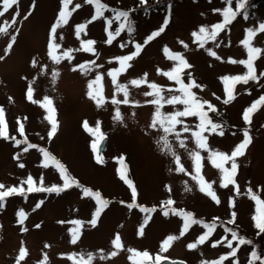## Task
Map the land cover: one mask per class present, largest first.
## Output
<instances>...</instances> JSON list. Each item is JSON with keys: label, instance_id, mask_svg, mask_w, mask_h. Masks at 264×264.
I'll use <instances>...</instances> for the list:
<instances>
[{"label": "rangeland", "instance_id": "obj_1", "mask_svg": "<svg viewBox=\"0 0 264 264\" xmlns=\"http://www.w3.org/2000/svg\"><path fill=\"white\" fill-rule=\"evenodd\" d=\"M104 1L112 7L132 12L133 32H122L111 44L107 43L108 32H115L119 22L113 19V11H106L104 17L88 23L94 14L93 5L85 3V0H71L67 5L71 13L68 23L58 28L56 33L60 49L54 50L55 55L62 56L63 51L71 49V58H62L59 64L48 57L47 42L50 26L62 7L61 0H18L17 5L0 17V26L7 27L6 33H0V56L4 57L0 60V108L4 111L9 137H0V183L5 185L4 190L13 186L25 190L24 195L6 198L4 207L0 208V264H16L21 247L25 248L26 255L20 264H80V257L86 259L89 253L93 256L90 264H150L136 255L144 251L151 257L159 254L168 259L185 260L188 264H202L216 261L230 252L225 243L212 246L214 241L224 237L231 239V233L225 232V228L235 230L238 236L246 237L250 243L240 245L236 255L223 264H233V261L249 264L250 260L252 264H261L249 256L252 250L264 259V233L255 228L252 219L256 215L255 202L247 195H237L232 185L220 186L221 173L207 159L209 153L204 150H201L200 175L212 185L220 203L199 190L197 181L192 179L193 162L189 151L195 148V144L190 132H181L186 147H180L174 136L168 137L172 151L185 169L177 172L172 154L162 150V131L150 127L154 106L147 103L152 97L144 93L152 91L148 85L155 83L164 89L165 97L179 94L167 91L178 88V85L163 75L174 67L164 48L166 46L170 53L183 55L191 67L183 70L182 79L188 83V74H191L200 85L192 91L215 106L216 113L209 115L223 127V135L205 133L209 148L230 155L235 145L243 140V130L247 129L251 143L244 155L236 159L235 180L241 193L251 188L264 200V105L252 115L250 124L243 120L244 109L264 94V76H260L264 72V53L254 62L259 81L236 84L235 98L228 104L223 103L227 96L222 79L246 72L244 65L232 63L229 58L233 61L247 59L241 41L245 38L246 28H255L264 22V0L247 1L245 8L237 12L216 41L208 42L204 48L194 42L192 33L198 31L199 26H211L222 21L221 13L213 10L225 8L224 0H174L170 13L167 11L169 16L162 4L152 10L142 5V9L135 12L133 9L141 4L140 0ZM150 1L146 4L149 5ZM76 4L81 7L75 8ZM236 4L237 0H232L234 11ZM17 10L19 16L12 24ZM25 15L27 19H24ZM166 17L169 23L165 30L144 45L146 36L163 26ZM106 20L111 23L106 24ZM4 21L11 26L4 25ZM80 23H85L86 28L77 37L74 26ZM13 35L16 36L15 42L11 40ZM88 39L94 41L93 52L82 50V41ZM9 43H12V48L6 52ZM136 43L142 46L140 53L129 62L130 67L117 73V83L126 86L129 103L125 104L124 93L115 91L108 72L119 68L116 58L133 52ZM122 44L125 47H121ZM253 44L264 49V32L254 38ZM206 49L216 52L220 59L209 55ZM33 60L37 62L35 65ZM92 62L96 67L90 72L82 73L77 67L81 63ZM74 67H77L76 71H73ZM53 72L58 74L53 77ZM97 73L101 75V82L94 86V91L98 88L104 98L100 107L87 96V84L95 79ZM132 79H141L144 83L133 86L129 83ZM30 86L33 89L32 100L27 98ZM44 96L52 100V114L57 121V130L51 138L47 135L51 124L46 119L48 111L44 107ZM113 97L118 101L115 105L111 102ZM117 108L120 120L113 118ZM175 108L182 106L176 105ZM174 110L173 105L164 104L162 107L163 113ZM181 119L195 130L196 117ZM85 121L89 128L95 130L99 127L100 131L85 130ZM21 124L24 126L23 135L19 132ZM181 127L177 126V130L180 131ZM13 137L23 143L15 144ZM100 137L106 139L105 145L100 151L94 150L92 144ZM29 144L36 147L28 148ZM25 148L28 150L24 151ZM40 149L60 161L76 184L59 193H28L27 183L21 182L26 181L29 175L33 178L34 187L41 184L44 187H62L64 183L51 161H48L47 168L43 167L45 157ZM20 164L24 167H19ZM230 166V163L224 165L226 168ZM121 170L126 171L128 179L133 182L137 193L135 199L132 190L120 178ZM186 186L191 190L186 191ZM85 188L100 192L102 198L109 202L97 217L95 226L90 223L96 207L95 199L84 195ZM167 199L174 201L170 208L177 212H190L193 219L217 225L204 244L195 249L187 247L206 229L201 224H192L180 236L184 223L182 216L171 212L165 216L161 211L162 202ZM38 203L41 204L39 208L36 207ZM128 204L134 206L129 208ZM142 208L156 210L145 213ZM19 211L24 213L22 218L17 216ZM232 212L236 213V218L230 224ZM145 217L148 218L147 224H143ZM75 221L81 223L77 225ZM77 228V240L72 243L71 233ZM117 235L120 237L119 249L112 244ZM168 235L178 239L164 246L163 241ZM162 247H165L163 252L160 251ZM129 249L134 251L129 252ZM113 251L117 253L115 256L110 255Z\"/></svg>", "mask_w": 264, "mask_h": 264}, {"label": "snow or ice", "instance_id": "obj_2", "mask_svg": "<svg viewBox=\"0 0 264 264\" xmlns=\"http://www.w3.org/2000/svg\"><path fill=\"white\" fill-rule=\"evenodd\" d=\"M225 4L227 5L225 8L221 9H214V12H220L222 15V21L217 22L211 26H199L198 31H194L192 33V36L194 38V42L199 44L200 48H204L205 45L208 42H214L216 41L218 35L223 31L227 25L232 23V21L235 19L237 12H239L241 9L245 8L246 0H237V7L234 11L231 7L232 0H224ZM71 3V0H61L62 7L57 15V18L54 23L50 26L49 31V39L47 42V55L50 57V59L56 63L59 64L61 62L62 58H71L70 53L71 49L67 51L62 52L61 55H55L54 50L60 49V44L56 42V33L57 29L62 27L63 25L68 23V18L71 15L69 12L67 5ZM85 3L93 5L94 7V14L91 17V20L88 21L90 23L91 21H95L101 17H104V14L106 11H114L113 19L116 21H121L118 24V27L115 29V32H108V40L107 43L111 44L113 39L116 36H119L122 31H127L128 33L133 32V25L129 18V12L124 10H112L110 9L106 4L102 3L101 0H85ZM140 3L146 4V0H140ZM18 4V0H0V7H2V10H0V17H3L5 13H7L10 9H12L15 5ZM80 4H76L75 8H80ZM148 9L145 8V11ZM30 15V13L28 14ZM19 16V11L17 10L12 17V24L16 23L17 17ZM28 16L25 15L24 19H27ZM247 18V16H245ZM111 21L106 20V24H110ZM169 23V19L166 17L163 23V26H161L158 30H153L150 34H148L144 40V45H147L149 42H151L154 38L158 37L164 30L167 24ZM4 25H9L8 21H4ZM75 27V34L77 37H79L81 32L85 31L86 24L80 23L74 26ZM7 27L0 26V33H6ZM19 32V29H17V33ZM264 32V22H260L257 27L255 28H246L245 29V38L241 41V45L244 47L247 53V59L239 60V61H233L231 58H229L230 62L232 63H239L246 67V72L243 75H234V76H224L222 79L225 83V93L227 98L224 99L223 103L228 104L231 100H233L234 97V89L235 85L240 84H248L249 81H259L260 76H264V72L260 73V76L256 74V69L254 67V62L261 56L262 53H264V49H261L259 47L254 46L253 40L254 38L259 34ZM62 38V37H61ZM12 42H15L16 36L13 35L11 37ZM181 43H183L181 41ZM93 45L94 41L91 39L82 41V50L85 52H93ZM121 47H125L124 44L121 45ZM141 44L136 43L134 45V51L131 52L128 55H123L120 57H117L116 59L119 61V68L112 69L108 72V75L111 77L113 84L115 85V91L116 92H122L124 93V100L123 103L128 104L129 99L126 92V86L123 84L117 83V73L123 72L131 65L129 64L130 61L136 57L140 51H141ZM187 47V45H185ZM219 47V45H217ZM12 48V43H9L7 46V50ZM80 49H78L79 51ZM208 51V54L216 57L217 59H220V57L217 56L216 52L206 49ZM164 52L167 54L168 59L174 62V67L167 72H164L163 75H165L169 80L175 81V83L178 85V88L172 89L169 88L167 91L169 93L177 92L179 94H172L170 96L165 97L163 94L164 89H162L160 86H158L155 83L149 84V88L152 90L150 92H145V96H151L152 99L147 101V103L154 106V114L152 117V122L150 127L153 129L159 128L163 135L160 136V141H163L162 150L166 151L167 153H171L173 158L175 159L176 168L175 170L177 172H184L185 169L180 166V159L176 154L172 151V146L169 143L168 137L169 135H172L175 137L176 141L178 142L180 147H186L185 139H181V132L183 133H191V138L193 143L195 144V148L191 151H189V157L191 158L193 162V172L192 179L197 181L199 190L203 193H206L207 196H209L213 201H215L217 204L220 203V200L218 199L215 191L212 188L211 184H208L205 182L203 177L200 175L201 173V160L203 159L201 156V150L207 151L209 153L207 159L217 168L219 169L222 179L220 181L221 187H228L229 185H232L234 187V190L237 195H247L251 200H253L257 206L256 208V215L252 217V219L255 221V228L259 230L260 233H264V200H261L259 195L252 191L251 188H248L246 192L241 193L240 186L237 184L235 177L238 169V165L236 162L237 157H240L244 155L245 150L247 146L251 143V137L249 135V132L247 129L243 130V140L235 145L234 149L231 151L230 155L225 154L223 152L213 151L208 146V137L205 135V133H219L220 135H223V127L220 123L214 122V120L210 117L209 113H216V108L214 105H212L207 100H202L199 98L195 92L192 91L193 88H199L200 85L196 83V81L192 78L191 74H188V83H185L182 79L183 70L190 68L191 65L185 60L184 56L180 53H170L169 49L165 46ZM4 59L3 56H0V60ZM33 65H35L37 62L33 60ZM78 69L82 73L90 72L94 67H96L95 63H89L84 64L81 63L77 66ZM77 67L73 68V71L77 70ZM159 72V69H158ZM58 73L53 72L52 75L55 77ZM147 74H145L146 77ZM101 82V75L99 73L96 74L94 80H90L87 84V96L94 100L98 107L102 106L104 103V98L100 96L99 89H95L94 86L99 85ZM129 83L133 86H140L142 83H144V80L141 79H132L129 81ZM32 93L33 89L30 86L27 89V98L29 100H32ZM45 101L44 107L47 108L48 115L46 116V119L51 124V130L48 131L47 135L49 138L53 137L57 130V121L55 120L53 116L54 109L52 107V100L49 99V97L44 96L43 97ZM219 99V97H217ZM114 105L118 103V101L113 97L111 101ZM164 104H169L174 106V111L171 113H163L162 107ZM176 105H181L182 108H175ZM264 105V94H262L258 99L254 100L251 105L244 109L243 111V120L245 123L250 124L252 115L258 111L259 106ZM206 106V109H205ZM187 117H196L198 120V123L195 124L194 129L190 128L187 124L184 123V120L181 118H187ZM115 120H120L121 115L119 112V109L117 108L115 110V114L113 117ZM177 126H182L181 130H177ZM83 127L85 130L89 132H96L98 133L99 127H97L95 130L89 128L88 122H83ZM19 132L21 135L24 133V126L21 124L19 127ZM0 137H3L5 139H8L6 126H5V115L2 108H0ZM102 138V137H101ZM15 142V144L19 145L23 143L21 140H17L14 137L12 138ZM159 142V141H158ZM36 145L29 144L28 148H35ZM93 149L95 150L97 147V143L94 142L92 144ZM28 148H25L24 151H27ZM40 151L43 153L45 157V163L43 164V167L47 168L49 166L48 161H51L52 164L55 166V168L59 171V174L61 178L63 179L64 183L62 187L52 185L51 187H44L42 184L40 187H34L33 186V178L31 175H29L26 179V181H22L21 183H27V192H49V193H59L61 191H64L65 189L69 188L72 185L76 184V181L67 173V170L64 168V166L55 159V157H52L50 153L44 151L43 149H40ZM97 160L99 162V157H97ZM230 163V168L224 167L225 164ZM19 167L23 168L24 165L20 164ZM120 178L123 180V182L132 190V197L135 199L137 193L135 187H133L132 180L128 179L126 171L121 170ZM5 185L0 183V208L4 207V201L6 198L11 197L16 194L24 195L25 190L20 187H8L6 190ZM186 191H190L191 189L186 186ZM84 195L85 196H92L95 199V210L91 218V225L95 226L97 223V217L100 216V214L103 212V210L108 206V201L104 198H102L100 192H91L89 189H84ZM42 203V202H41ZM123 203V202H122ZM174 201L172 199H167L162 202V208L161 211L163 215L168 216L169 212H171L172 215H181L182 219L184 221L183 223V229L180 232V236H183L185 234V231L190 227L192 224H201L206 231L201 234L197 240L193 243H189L187 247L189 249H195L199 244H204L208 238L212 235V233L215 231L217 225L213 223H205L202 220L193 219L192 213H179L176 209L170 208L171 205H173ZM232 203L230 198V204ZM41 206L40 203L36 205L37 208ZM129 208H132L134 205L128 204ZM155 208H142V211L145 213L153 212L155 211ZM18 217H23L24 213L22 211L17 212ZM232 219L228 221V223H233L236 218V213H231ZM216 219V218H214ZM23 222L22 219L20 221ZM75 224L79 225L80 221H75ZM148 223V218L145 217L143 224ZM39 227V225H37ZM79 229H73L72 230V243H76L77 240V232ZM225 232L231 233V239H227L226 237L222 238L220 241H214L212 246L216 247L221 243H225L226 246L230 249V252L221 255L216 261L213 262H202V264H223L225 260H227L229 257H234L237 252V248L239 245H243L246 243H250V241H247L242 236H238L237 232L230 228H225ZM143 233V226H141V234ZM175 239H178V237L174 235H168L167 238L163 241V245L167 246L169 243ZM233 241H238L237 247H233ZM112 244L119 249L121 247L120 244V237L117 235L113 240ZM134 250L129 249V252H133ZM161 252L165 251V247H162ZM117 253L113 251L110 255L115 256ZM26 250L24 247H21L19 249V255L16 257V264H20V262L25 258ZM138 256H142L143 260L145 262H150V264H160L162 257L161 255L157 254L155 258L153 259L149 252L144 251L142 253H136ZM252 260H259L261 261V264H264V259H262L260 256H258L255 252L251 254ZM104 258L103 256L101 257ZM93 259V256L91 253L87 255V258L85 259L83 256L80 257V264H90L91 260ZM233 264H238V262L233 261ZM249 264H252V261H249Z\"/></svg>", "mask_w": 264, "mask_h": 264}, {"label": "trees", "instance_id": "obj_3", "mask_svg": "<svg viewBox=\"0 0 264 264\" xmlns=\"http://www.w3.org/2000/svg\"><path fill=\"white\" fill-rule=\"evenodd\" d=\"M148 0H146V3H148L147 2ZM173 1L174 0H151L150 1V3H149V5L148 4H143L144 6H149V9H151V8H153L154 6H156V5H158V4H162V5H165V12L166 11H168V13H170V10H171V6H172V4H173ZM247 1H250V2H252V1H256V0H246V2ZM101 2L102 3H104V4H106L110 9H112V10H124V11H128L129 12V17L132 15V12L130 11V10H128V9H124V8H122V7H112L111 5H109L107 2H105L104 0H101ZM248 3V2H247ZM140 9H142V4H137L135 7H134V9H133V11H137V10H140ZM152 10V9H151ZM113 15H114V11H113ZM169 16V15H168ZM130 19H131V17H130ZM121 21H119L118 23H117V25H116V27L115 28H117L118 27V24L120 23ZM122 32H127L126 30L125 31H122Z\"/></svg>", "mask_w": 264, "mask_h": 264}, {"label": "water", "instance_id": "obj_4", "mask_svg": "<svg viewBox=\"0 0 264 264\" xmlns=\"http://www.w3.org/2000/svg\"><path fill=\"white\" fill-rule=\"evenodd\" d=\"M106 139L103 138L101 142L99 143L98 149H101L105 145ZM160 264H187L183 260H169V259H164L160 261Z\"/></svg>", "mask_w": 264, "mask_h": 264}]
</instances>
